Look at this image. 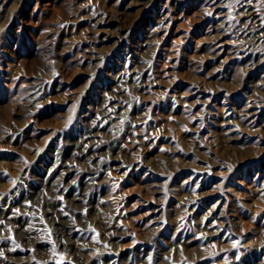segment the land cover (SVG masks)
I'll use <instances>...</instances> for the list:
<instances>
[{
	"label": "rangeland",
	"instance_id": "rangeland-1",
	"mask_svg": "<svg viewBox=\"0 0 264 264\" xmlns=\"http://www.w3.org/2000/svg\"><path fill=\"white\" fill-rule=\"evenodd\" d=\"M241 1L220 45L208 0H0V264H264V113H244L264 63L234 55ZM142 66L146 91L125 77Z\"/></svg>",
	"mask_w": 264,
	"mask_h": 264
},
{
	"label": "bare ground",
	"instance_id": "bare-ground-1",
	"mask_svg": "<svg viewBox=\"0 0 264 264\" xmlns=\"http://www.w3.org/2000/svg\"><path fill=\"white\" fill-rule=\"evenodd\" d=\"M201 3H202V0H201ZM208 3H209L208 5L211 6V10L210 11H211V13L213 14V17H214L212 26L215 29V34L217 35V37L219 39L218 40V43L220 42V45H223L224 43H227V42L230 41V40H228V36H227V39H226L225 35H227L228 32H230L229 30L231 29V25L229 24V19H231V17L234 15V13L232 12V9L229 8V6H227L228 5V0H208ZM234 4H236V3H234ZM240 5H241L240 6V9H239L240 11H238L239 12V15H237L238 17L235 16V17H237V20H235L236 21L235 22L236 24H235V29L234 30H235L236 34L238 35L237 38H240V39L246 41V43L245 44H242V45L240 44L241 45L240 48H239V45L236 46L237 52L234 55H237L236 57H238L239 59H242L243 62L255 63V64L256 63L257 64L264 63V51L261 50L260 48L256 47L257 44H260V43L263 44L264 43V0H242ZM230 21H232V20H230ZM228 47H230V45ZM243 47H245V50L242 49ZM261 48H263V47H261ZM234 55H233V57H234ZM224 57H226V56H224ZM222 61H224V60H222ZM138 69L139 70H137V68L135 69V67H134L132 69L126 70L127 73L125 74V77H126V79L127 78L128 79L129 78L130 79H133V82L136 83V85H138V87L141 88V91H146V86H145L146 84H144L145 83L144 80H146V79H144V76H145V74H144L145 73L144 66L138 67ZM133 73H135V74H133ZM261 82L264 83V79ZM263 85L264 84H262V86ZM122 86H123V88H122L121 91L124 90V86L125 85L123 84ZM253 95H254V93H253ZM247 98H249V97H247ZM261 98H263V97L261 96ZM263 100L264 99H262V102H253V103H250L249 102V103H247L245 105V107H244V111L245 112L244 113H245V118L247 120V123L249 125L255 127V126H257L260 123L261 116L264 113V101ZM122 101H123V95H121V94L117 95V93L116 94H113L112 96H110V97H108L106 99H104L103 106H102L101 110L97 114V118L96 119L98 120V122H97L96 126L93 129L91 127V128L87 129L84 132V136L82 138V141L84 142L83 151L87 154V158H88L90 164H88V166H86V168H84L83 170H79V172H80L79 173L80 174L79 176L81 177V175H82V177L85 180H90V179L94 180V179H96L99 176L100 172L102 171V166H103V164L105 163V160H106L105 157H104V155H105V153H106L107 150H111L110 148H113L114 142H113V144H110V142L112 140H108L107 142H101L99 139H97V135L99 133V129L100 128H103L104 129L106 127V128H108V130H111L113 133H115V136H116L117 131H119V130H118V128L114 124L117 122V119L119 117H121L123 115V113H124V109H122V106H124ZM144 101L146 102V100H144ZM263 122H261V123H263ZM221 123H223V122H221ZM248 128L249 127H247V130H248ZM243 135H244V133H243ZM104 149H106L105 152L103 151ZM64 170L65 169L62 168V171H64ZM71 171H72V169H68V171L65 170L64 172L73 173ZM248 192H250V191H248ZM246 193H245V195H246ZM251 194H254V193H251ZM251 198H252V196H251ZM261 201L263 202V200H261ZM185 203H187V202H185ZM251 203H249L250 206L252 205ZM74 206H76V205H74ZM188 206H190V205H188ZM76 207H78V206H76ZM260 208H262V207H260ZM251 212H253V211H251ZM61 214L64 215L65 212H63ZM253 217H255V216H253ZM240 218H242V217H240ZM74 225H75L74 223H72L71 221L65 220L62 217L58 221V230L62 234H64V235L66 234L67 235L68 233H71L74 230H76V229H74L75 228ZM223 225H224V223H223ZM261 225H264V224H261ZM219 226H221V225H219ZM219 229H220V227H219ZM212 231L214 232V229ZM212 231H210V232H212ZM226 234H227V232H226ZM214 239H216V238H214ZM188 241H190V240H188ZM225 243L227 244L228 241L227 242L225 241Z\"/></svg>",
	"mask_w": 264,
	"mask_h": 264
}]
</instances>
